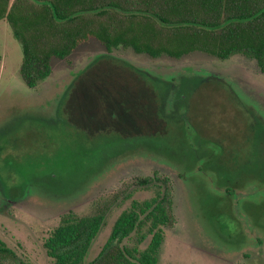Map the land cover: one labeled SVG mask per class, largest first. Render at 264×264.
<instances>
[{"label": "rangeland", "instance_id": "rangeland-1", "mask_svg": "<svg viewBox=\"0 0 264 264\" xmlns=\"http://www.w3.org/2000/svg\"><path fill=\"white\" fill-rule=\"evenodd\" d=\"M0 55L3 243L31 264H51L43 243L64 214L86 213L126 181L156 172L171 181L175 217L172 227H164L158 264H264V73L254 60L242 55L219 60L201 52L151 59L131 50L107 53L100 42L89 39L66 59H52L49 78L30 89L18 72L20 45L4 20ZM188 72L198 75L174 88L180 96L164 104L172 114L167 121L159 115L161 92L167 80ZM49 118L60 121L64 131L48 127ZM77 135L101 137L105 143L99 153L106 156L118 150L116 137L129 141L153 135L165 141V153L130 146L108 156L104 172L81 191L61 196L43 181L67 162H79ZM202 143L217 149L210 162L198 159ZM92 144L94 149L97 144ZM179 158H185V166ZM48 179L54 190L50 184L60 179ZM152 195V190L141 189L132 198ZM128 206L126 201L112 208L87 260L97 255Z\"/></svg>", "mask_w": 264, "mask_h": 264}, {"label": "trees", "instance_id": "trees-1", "mask_svg": "<svg viewBox=\"0 0 264 264\" xmlns=\"http://www.w3.org/2000/svg\"><path fill=\"white\" fill-rule=\"evenodd\" d=\"M2 20L20 45L22 61L18 72L30 89L49 78L52 59H66L89 39L100 42L107 53L131 50L151 59L162 56L180 59L194 52L219 60L242 55L254 60L264 73V0H0ZM197 75L180 73L178 79L167 80L166 91L161 92L164 94L160 99L161 117L169 121L168 115H172L165 106L179 99L174 88L192 82ZM45 124L55 130L64 128L55 118L45 119ZM74 138L79 146L76 156L79 162L75 166L67 162L62 171L52 172L55 176L47 175L43 181L47 190L60 191L61 196L81 191L102 174L110 155L130 146L135 151L137 146L151 147L157 149L156 153H165L161 146L166 147L164 140L153 135L132 137L129 141L116 137L120 142L114 150H118L106 156V152L99 153L105 143L101 137ZM116 138L110 135L111 140ZM91 141L97 144L94 149ZM149 153L154 154L151 149ZM89 155H95L91 167ZM49 176L60 179L57 185L50 184L54 190L48 185ZM141 189L152 190L153 195L141 201L133 199L134 191ZM126 201L128 208L115 219L99 252L87 260L108 214L115 205ZM174 223L171 181L155 172L126 181L115 192L101 197L86 213L64 214L43 247L51 264H158L164 227H172ZM131 240L136 241L135 245L126 244ZM0 264L31 263L0 240Z\"/></svg>", "mask_w": 264, "mask_h": 264}, {"label": "flooded vegetation", "instance_id": "flooded-vegetation-1", "mask_svg": "<svg viewBox=\"0 0 264 264\" xmlns=\"http://www.w3.org/2000/svg\"><path fill=\"white\" fill-rule=\"evenodd\" d=\"M188 143H190L189 140H188ZM194 145H196V144H194ZM190 148H192V150H193L195 147H191L190 146ZM200 149H201V151H199L197 153V156L199 157L198 159L200 161L206 160V162H207V160H208V162H210V159H212V158L214 159L215 158V155L214 154H216L217 149H215L214 146H212V145H205L204 143H202V145L200 146ZM162 154H164V153H162ZM179 160H182L183 166L186 165L187 161L185 160V158H184V160L182 158H179ZM191 160H193V159H191ZM178 165H179V163H178ZM263 193H260V194H263Z\"/></svg>", "mask_w": 264, "mask_h": 264}]
</instances>
